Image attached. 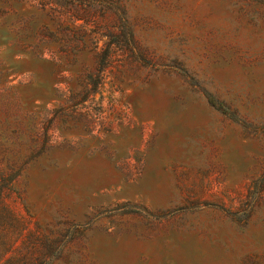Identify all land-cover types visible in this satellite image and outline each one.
Returning a JSON list of instances; mask_svg holds the SVG:
<instances>
[{
    "label": "rangeland",
    "instance_id": "1",
    "mask_svg": "<svg viewBox=\"0 0 264 264\" xmlns=\"http://www.w3.org/2000/svg\"><path fill=\"white\" fill-rule=\"evenodd\" d=\"M0 98V264H264V0H0Z\"/></svg>",
    "mask_w": 264,
    "mask_h": 264
},
{
    "label": "trees",
    "instance_id": "2",
    "mask_svg": "<svg viewBox=\"0 0 264 264\" xmlns=\"http://www.w3.org/2000/svg\"><path fill=\"white\" fill-rule=\"evenodd\" d=\"M208 101L215 105L216 101L211 97L208 96ZM14 103L9 102V100L5 98H0V114L8 115L10 111L13 109ZM16 123L21 124V120L16 118ZM0 127H4L5 130H11V122L1 121L0 120ZM13 143H4L3 138L0 136V210L3 208L4 205V198L8 191L11 189L14 180L18 177V175L24 169V165L31 160L30 156H24L22 152V144L19 143L20 152L22 154H11V152L15 151L16 149L13 146ZM31 152V150H30ZM11 154V155H9ZM25 157V159H24ZM23 159V161H22ZM22 161V162H21Z\"/></svg>",
    "mask_w": 264,
    "mask_h": 264
}]
</instances>
